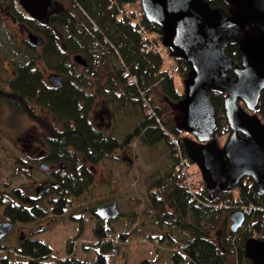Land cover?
Instances as JSON below:
<instances>
[{"label": "trees", "instance_id": "trees-1", "mask_svg": "<svg viewBox=\"0 0 264 264\" xmlns=\"http://www.w3.org/2000/svg\"><path fill=\"white\" fill-rule=\"evenodd\" d=\"M5 1L8 2L5 12L14 22L42 35L44 44L40 52L44 58L27 39L18 42L12 37L20 45L23 56L15 63L2 61L7 71L0 81V109L8 105L38 119L32 109L38 106L52 114L58 125L42 124L49 131L46 137L49 160L62 161L66 167L60 169L59 185L53 187L57 194L52 198L41 201L29 196L28 199L16 188L13 199L12 195L0 196V216L20 227L40 224L50 217L56 221L77 205L89 189L94 173L92 164L126 149L136 138L147 145L163 141L172 154L173 164L151 184L150 209L144 211L151 220L153 217L155 227L165 229L158 236L160 242L168 246L179 264H228L231 258L235 264H252L246 243L254 238L264 242V194H260L252 178L246 177L237 188L221 189L211 197L198 167L199 178L188 185L185 174L177 168L180 155L192 164L185 146L190 136L185 134L175 106L184 99V92L175 91L176 82L168 74L165 59L169 57L179 65L182 84L189 67L172 48H166L165 53L148 49L147 45L161 41L162 29L143 13L138 16L139 1L68 0L64 11L46 24L38 23L18 0ZM209 4L224 12L233 9L228 0H210ZM0 8H4L3 2ZM29 48L36 53L33 57L24 56ZM226 55L232 62L228 73L234 76L233 68L242 61L237 42L228 45ZM77 56L85 63L78 62ZM42 60L44 67L38 62ZM47 68L62 74L61 85L51 86L47 82ZM209 94L217 118L213 137L223 144L230 134L225 94L215 87L209 88ZM163 98L170 103H162ZM97 104L112 106L109 118L115 113H128L137 122L118 140L95 126L92 113ZM254 114L264 122V91ZM241 206L252 207L244 228L228 233L229 215ZM91 213L96 218L95 245L100 248L93 263L74 256L70 247L67 256L52 258L49 244L25 235L14 248L17 259L3 256L0 264H110L106 253L115 246L111 224L115 219H102L95 209ZM73 215L71 218L80 222L82 231L81 216ZM149 223L147 219L142 226ZM142 230L138 226L130 232L142 233ZM128 234L120 233L118 239L128 241ZM155 238L153 233L149 234L150 240Z\"/></svg>", "mask_w": 264, "mask_h": 264}, {"label": "water", "instance_id": "water-1", "mask_svg": "<svg viewBox=\"0 0 264 264\" xmlns=\"http://www.w3.org/2000/svg\"><path fill=\"white\" fill-rule=\"evenodd\" d=\"M145 17L162 29V43L176 51L189 67L184 81L182 128L195 137L185 146L198 165L211 197L219 190H231L246 177L264 194V123L253 112L264 91V0H228L233 6L224 12L210 6V0H138ZM20 5L40 24L61 14L57 0H19ZM34 45L43 39L30 35ZM237 42L241 65L234 67L226 55L229 44ZM76 60L85 63L81 56ZM62 74L48 80L62 84ZM225 94V111L231 134L224 145L213 137L217 128L215 108L209 88ZM245 105V108L242 106ZM240 134H243L241 136ZM1 142V140H0ZM44 170L48 164H41ZM42 189L40 188V191ZM97 215L115 219L120 210L115 202L100 206ZM231 231L241 228L246 215L241 209L230 213ZM13 229L12 222H0V242ZM247 257L264 264V242L249 239Z\"/></svg>", "mask_w": 264, "mask_h": 264}, {"label": "rangeland", "instance_id": "rangeland-1", "mask_svg": "<svg viewBox=\"0 0 264 264\" xmlns=\"http://www.w3.org/2000/svg\"><path fill=\"white\" fill-rule=\"evenodd\" d=\"M59 1H62L65 5L68 4V0ZM1 2L4 3V8H0V81H2L1 78L7 71V67L2 66V61H5V64L13 63L14 61H20L23 56L20 45H16L17 42L12 37H16L18 42H21L23 38L28 40L29 34L42 37V35L33 32L31 29L23 28L14 22L12 17L5 12L8 2L0 0V4ZM42 44L34 45L38 53L43 47ZM29 50L24 51L25 57H33L32 55L36 54H33V50H30L31 52ZM42 53L40 52L43 59ZM45 57L47 59V56ZM38 62L42 67L45 66V61ZM50 62L54 63V61ZM7 66L9 68V65ZM47 69L46 80L47 75L52 72L49 68ZM4 88H8L7 85H4ZM157 99L159 100V98ZM161 102L170 103L166 98L161 99ZM180 105L181 103L175 106L178 109L177 117L182 121L184 114ZM110 108L106 104H97L92 113V120L95 126L105 131L107 135L121 140L134 127L137 122L136 117L128 113H115L114 116L109 118ZM32 109L38 119L20 113L8 105L0 109V136L2 141L0 147V193L5 191L7 187L5 183L8 182V189L10 190L13 186L15 187L25 180L21 173L17 174L16 172V158H23L30 163V166H34L31 171V187L37 184V179L43 177V174L37 168L38 162H35L39 158L40 152H42L41 142L45 140L49 133L47 129L43 128L42 124L52 127L58 125V123L46 109L38 106H34ZM184 132L186 134L187 131ZM22 139H28L30 142H23ZM22 144L27 146H22ZM8 151L14 159L6 156ZM176 152H178V148H176ZM27 154L30 157H27ZM171 164H173V157L165 142L161 141L147 145L139 138L134 139L126 149L114 152L98 164H92L95 169L92 184L80 197L77 205L71 208L63 217H59L56 221H50V223L42 222L21 227L17 225L10 235L2 239L0 257L9 256L11 259H17L14 248L25 235H28L27 238H36L49 244L52 248V258L67 256L70 247L74 256L93 263L97 252H100V248L95 245L93 226L96 223V218L91 210H96L99 206L115 201L118 203L122 214L111 223L114 229L112 238L115 241V246L107 249L106 254L110 264H179L172 257L173 253L168 249V246L165 243L162 244L158 238L159 234L165 232V229L159 230L158 227H155L153 217L151 220L144 213V211L150 209L148 193L151 184L163 175ZM192 171L194 172L193 177L195 176V181H197L199 177L195 172L196 165L192 166ZM240 208L245 211L247 220L252 209L251 206H241ZM72 213H74V217L81 216L82 231L79 226L80 222L71 218ZM147 219L150 221L149 225L147 227L142 226V223L146 222ZM245 222L239 229L244 228ZM230 224L231 220L228 225ZM138 226L142 227V233L130 232ZM174 231L176 233L175 229ZM124 232L131 234L127 236L128 241L118 239V235ZM230 232L231 230L228 229V233ZM151 233L156 236L155 239H149ZM216 237L218 235H215ZM173 248H176V246H173ZM228 264H235L234 258H231Z\"/></svg>", "mask_w": 264, "mask_h": 264}, {"label": "flooded vegetation", "instance_id": "flooded-vegetation-1", "mask_svg": "<svg viewBox=\"0 0 264 264\" xmlns=\"http://www.w3.org/2000/svg\"><path fill=\"white\" fill-rule=\"evenodd\" d=\"M230 134H231V130H230ZM240 135L243 136V134H240ZM189 136H190L189 138L195 139L194 136H192V135H189ZM0 138H1V136H0ZM23 142L29 143L30 140L25 139V140H23ZM1 143H2V141L0 142V147H1ZM23 145L24 146H27L26 144H22V146ZM220 145H224V143L223 144H220ZM41 150H42V152H40V154H39L40 156H39V158L37 160H35V162L36 161L38 162V167L37 168L41 171V173L43 174V177L37 179L38 180L37 181V184L35 186H32L31 187V182H32V179H31L32 178L31 171L33 170L32 168L34 166H30V163L27 162L23 158H16L15 159V164H16V167L15 168H17V171L16 172H17V174H20L21 173L25 180H23L21 184L15 186V187L13 186L10 190L8 189V182L5 183L7 187H6L5 191H2V193H0L1 196L2 195H7V196L12 195L11 197L13 199V195H14L13 192H14V190L16 188H17L18 191L19 190H22L23 195L25 197H27L28 199H29V196H36L41 201H43V200L45 201L46 199H50V198H52V195L53 194H57L56 192L53 191V187L59 185V182H58L59 178H58V176H60V173H61V170L60 169L62 167L64 169L66 167V164H63V166H62V161L51 162L49 160L50 159L49 158L50 153H49L48 141L46 140V137H45V140H42V142H41ZM6 156L8 158H10V159L13 158L11 156L10 151H8L6 153ZM23 156H25V155H23ZM27 157H30V156L27 154ZM41 164H48L49 165V169L48 170L42 169L40 167ZM91 170H93V172H95V169L94 168H91ZM93 175H94V173H93ZM201 177H202V174H201ZM40 188L42 189L41 191H40ZM6 190H8V192H6ZM111 202H108V203H111ZM113 202H115V201H113ZM108 203H106V204H108ZM250 213H251V211H250ZM121 214H122V212H121ZM3 221L12 222L11 220H9V219H7V218H5L3 216H0V222H3ZM50 221H54V218L53 217H50V218L44 220L43 222L50 223ZM12 223H13V229H12V231H13L15 229V227L17 226V224H15L14 222H12ZM228 226H230V225H228ZM43 227H44V225H43ZM12 231L9 232L4 238H6L8 235H10L12 233ZM23 235H25V234H23ZM252 264H254L253 261H252Z\"/></svg>", "mask_w": 264, "mask_h": 264}, {"label": "built area", "instance_id": "built-area-1", "mask_svg": "<svg viewBox=\"0 0 264 264\" xmlns=\"http://www.w3.org/2000/svg\"><path fill=\"white\" fill-rule=\"evenodd\" d=\"M154 49H155L156 51H158V50L162 51V50H163V46H162V45H155V46H154ZM169 71H170L171 74L177 73V72L179 71V66H178V65H172V66L170 67ZM131 81H133V80H131ZM176 91H177V89H176ZM185 165H186V163H185V161L182 159V161H181V166L184 167Z\"/></svg>", "mask_w": 264, "mask_h": 264}]
</instances>
